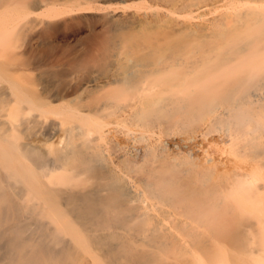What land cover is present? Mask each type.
Instances as JSON below:
<instances>
[{
    "label": "bare ground",
    "instance_id": "6f19581e",
    "mask_svg": "<svg viewBox=\"0 0 264 264\" xmlns=\"http://www.w3.org/2000/svg\"><path fill=\"white\" fill-rule=\"evenodd\" d=\"M249 1L0 0L17 16L0 35L96 30L74 91L24 92L21 124L43 137L0 118V264H263L231 194L246 174L225 183L190 149L218 108L243 128L264 88V0Z\"/></svg>",
    "mask_w": 264,
    "mask_h": 264
},
{
    "label": "rangeland",
    "instance_id": "374dc122",
    "mask_svg": "<svg viewBox=\"0 0 264 264\" xmlns=\"http://www.w3.org/2000/svg\"><path fill=\"white\" fill-rule=\"evenodd\" d=\"M247 3L253 5V2ZM16 17L12 8L0 10V29L3 30L8 25L6 23ZM94 26L95 21H91L88 27L72 23L65 28L60 24L48 33H35L20 25L13 34L0 35V118L6 112L12 113L16 135L21 141H36L43 137L39 132L47 130L46 126H33L30 120L27 125L21 124L24 116L29 115L25 113L22 102L24 92L28 90L37 100L39 98L36 97L46 94L74 91L87 74L88 63L93 62ZM38 81L42 86L36 85ZM260 89L256 96L251 97L254 103L241 108L249 117L243 128L237 118L231 116L218 121L215 115L223 113L224 107L218 108L215 114L198 124L194 132L197 136H193L196 140H192L190 149L199 167L209 169L214 177L225 183L233 184L241 178L240 174H246L242 186H237L236 182L233 184L231 194L237 206L247 207L250 239L254 242H251L252 249H261V262L264 264V88ZM31 116L28 117L31 119ZM10 124H4L0 129H9ZM40 152L43 158L46 151ZM39 228L38 233L45 232L44 226Z\"/></svg>",
    "mask_w": 264,
    "mask_h": 264
}]
</instances>
